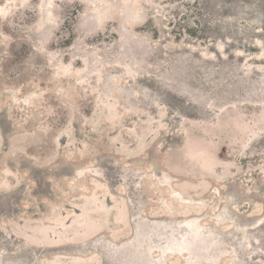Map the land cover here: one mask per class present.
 I'll list each match as a JSON object with an SVG mask.
<instances>
[{"label":"rangeland","instance_id":"374dc122","mask_svg":"<svg viewBox=\"0 0 264 264\" xmlns=\"http://www.w3.org/2000/svg\"><path fill=\"white\" fill-rule=\"evenodd\" d=\"M263 213L264 0H0V264H264Z\"/></svg>","mask_w":264,"mask_h":264},{"label":"bare ground","instance_id":"6f19581e","mask_svg":"<svg viewBox=\"0 0 264 264\" xmlns=\"http://www.w3.org/2000/svg\"><path fill=\"white\" fill-rule=\"evenodd\" d=\"M4 38V37H3ZM34 94V93H33ZM33 94H32V96H33ZM233 198V196H231V197H228V201H230L231 203L234 201V199H232ZM229 206V205H228ZM224 208H227V205H225L224 206ZM264 214V213H263ZM264 216V215H263ZM238 222L240 223L241 221L238 219ZM257 222V221H256Z\"/></svg>","mask_w":264,"mask_h":264}]
</instances>
